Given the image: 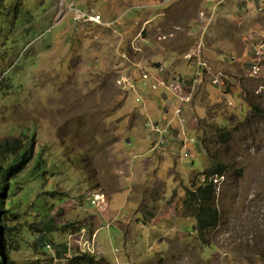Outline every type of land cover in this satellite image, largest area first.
<instances>
[{"label":"rangeland","instance_id":"rangeland-1","mask_svg":"<svg viewBox=\"0 0 264 264\" xmlns=\"http://www.w3.org/2000/svg\"><path fill=\"white\" fill-rule=\"evenodd\" d=\"M56 1L0 0V154L28 151L2 202L8 259L70 264L97 229L83 264H264V69L247 76L241 58L264 17L231 0H72L114 20L78 24ZM199 42L227 85L202 79L177 111L140 69L193 74ZM216 161L218 222L200 232L185 194Z\"/></svg>","mask_w":264,"mask_h":264},{"label":"built area","instance_id":"built-area-1","mask_svg":"<svg viewBox=\"0 0 264 264\" xmlns=\"http://www.w3.org/2000/svg\"><path fill=\"white\" fill-rule=\"evenodd\" d=\"M170 0H161L160 3H165ZM215 1L214 4L220 3L224 0H208ZM233 7L239 15H251L255 18L264 17V0H231ZM54 13L56 17L62 19L66 15H69L71 20L78 24L95 23L100 25H109L113 21H103L100 14L93 8H85L77 5L72 0H57L54 5ZM56 22V20H55ZM148 22V21H146ZM202 42L197 44L195 50L186 53L183 58L190 61L191 66L195 67L193 74H187L184 76H177L171 83L167 85L163 73L161 76H157L163 68L160 66L155 68L156 73L148 72L143 68L140 69V74L143 78L151 77L152 88L162 86L171 96V104L174 99L177 101V111L184 107V102H189L192 96V91L195 84L200 83L202 79H205L210 85L222 89L227 85L228 76L220 68H214L208 60H206L201 53ZM241 58L243 60L242 70L247 76H258L264 69V26L260 32L249 33L248 37L244 38V46ZM235 54L231 55H218L219 61H233L235 60ZM164 96V95H163ZM174 110V111H175Z\"/></svg>","mask_w":264,"mask_h":264},{"label":"trees","instance_id":"trees-1","mask_svg":"<svg viewBox=\"0 0 264 264\" xmlns=\"http://www.w3.org/2000/svg\"><path fill=\"white\" fill-rule=\"evenodd\" d=\"M254 111H257L256 108H254ZM216 135L222 142H227L230 139L229 133H220ZM1 152H3V154H0V231L1 228H4L2 227L4 224V211L2 208V202L4 197H6V191L8 190L9 183L11 182L12 178H15L14 174H17L19 170V164L22 162V158L18 155L17 150L12 151L9 149V147H7L5 151L1 150ZM5 152L11 156V162L7 159H2V156H4ZM226 170L227 165L225 163L216 161L215 163L210 164V166L203 171L202 174L205 176V181L202 184H192L194 186L186 190L184 202L186 203L187 207L192 208L193 215L196 219L195 229L200 232L207 229L208 227H214L218 222L217 210L211 205L215 197V185L211 181H207L206 178L212 175H223ZM1 248L2 243H0V264H15L14 261L4 259L5 255L2 254ZM85 259H88L89 262H92L93 257L86 253H80L71 259L70 264H83L82 262H85Z\"/></svg>","mask_w":264,"mask_h":264},{"label":"clouds","instance_id":"clouds-1","mask_svg":"<svg viewBox=\"0 0 264 264\" xmlns=\"http://www.w3.org/2000/svg\"><path fill=\"white\" fill-rule=\"evenodd\" d=\"M51 27V26H50ZM47 29H49V28H47ZM160 66H161V64H160ZM159 66V67H160ZM156 67V66H155ZM162 67V66H161ZM156 68H158V67H156ZM192 142V140L190 141V143ZM9 147V146H8ZM3 148V147H2ZM10 148V147H9ZM20 148H22V149H20ZM17 151H18V155L22 158V161L24 160L23 158H25L26 156H27V154H25V155H23V153L24 152H28L27 151V149H24L23 147H20ZM23 155V156H22ZM19 169V168H18ZM212 176H217V175H212ZM212 176H208L206 179H207V181H211L212 182V180L214 179H212ZM220 176H222V175H220ZM14 179H12L11 180V182L9 183V186H8V188L11 186V185H13L14 183H13V181L16 179V175L14 174ZM205 181V176L203 177V180H201V182L203 183ZM202 183H200V184H202ZM8 191V190H7ZM7 191H6V193H7ZM5 198V197H4ZM98 199V195H91V198H90V202L92 203V204H95V202H96V200ZM2 208H3V206H2ZM3 211H4V209H3ZM5 212V211H4ZM3 217H4V213H3ZM6 226V227H5ZM2 227H4V228H1V231H0V234H1V232L2 233H4L5 235H7L8 234V227H7V225L5 224V221H4V224L2 225ZM82 229H85V228H80V231L79 232H83V230ZM96 232H97V229L91 234V236H90V234L87 236L88 238L87 239H85V240H83V246H86V248L85 249H82L81 248V245H78L79 246V248L81 249L80 250V252H82V253H86V254H88L89 256H91V257H93V255H92V252L90 251V247H93L91 244H94L95 242L98 244V242L96 241V239H94V237H95V234H96ZM70 234H72V235H70ZM69 234V236H76V234H78V232H71ZM84 235V234H83ZM83 238H86L85 236H82V235H80V237L79 238H77L76 239V241H80V240H82ZM89 239V240H88ZM5 238H0V243H2V248H1V251H2V254H4L5 256H4V259H7V260H9V261H13V260H10V259H8V256H7V253H6V246H4V243H5ZM45 250H49V252L51 251V253L53 252L54 253V251H55V249L52 247V245L50 244V242L48 243V242H45V244H44V247H43ZM94 248V247H93ZM95 249H98V248H95ZM15 263V262H14Z\"/></svg>","mask_w":264,"mask_h":264},{"label":"water","instance_id":"water-1","mask_svg":"<svg viewBox=\"0 0 264 264\" xmlns=\"http://www.w3.org/2000/svg\"><path fill=\"white\" fill-rule=\"evenodd\" d=\"M160 65V62H155L154 66L158 67Z\"/></svg>","mask_w":264,"mask_h":264}]
</instances>
